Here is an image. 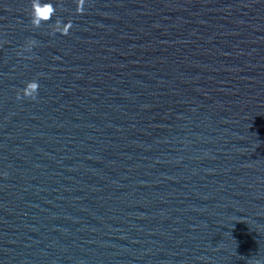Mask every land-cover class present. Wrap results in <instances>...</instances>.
I'll use <instances>...</instances> for the list:
<instances>
[{"label": "water", "instance_id": "water-1", "mask_svg": "<svg viewBox=\"0 0 264 264\" xmlns=\"http://www.w3.org/2000/svg\"><path fill=\"white\" fill-rule=\"evenodd\" d=\"M0 264H264V0H0Z\"/></svg>", "mask_w": 264, "mask_h": 264}, {"label": "clouds", "instance_id": "clouds-1", "mask_svg": "<svg viewBox=\"0 0 264 264\" xmlns=\"http://www.w3.org/2000/svg\"><path fill=\"white\" fill-rule=\"evenodd\" d=\"M47 12H48V9L46 8V9H45V15H47ZM31 87L34 89V88L36 87V84L33 83V84L31 85Z\"/></svg>", "mask_w": 264, "mask_h": 264}]
</instances>
